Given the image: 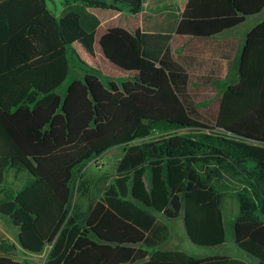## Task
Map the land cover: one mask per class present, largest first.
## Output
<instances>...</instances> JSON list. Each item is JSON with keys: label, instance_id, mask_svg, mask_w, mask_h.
I'll use <instances>...</instances> for the list:
<instances>
[{"label": "trees", "instance_id": "16d2710c", "mask_svg": "<svg viewBox=\"0 0 264 264\" xmlns=\"http://www.w3.org/2000/svg\"><path fill=\"white\" fill-rule=\"evenodd\" d=\"M62 8L57 18L47 0H0V214L19 228V245L34 253L49 246L43 264H247L160 249L170 231L156 215L181 218L198 247L222 246V204L234 192V244L264 264V21L247 34L238 83L209 116L197 104L214 80L155 62L148 35L114 28L99 42L106 60L134 78L77 59L75 42L100 24L89 9L136 15L143 0H64ZM263 9L264 0H188L177 33L210 38ZM77 69L61 97L57 89ZM120 147L95 202L99 183L86 167ZM9 172L29 180L3 190ZM3 244L0 264H22Z\"/></svg>", "mask_w": 264, "mask_h": 264}, {"label": "crops", "instance_id": "0c3cea01", "mask_svg": "<svg viewBox=\"0 0 264 264\" xmlns=\"http://www.w3.org/2000/svg\"><path fill=\"white\" fill-rule=\"evenodd\" d=\"M187 1L143 0V9L136 15L126 8L121 12L89 9L100 24L92 33L75 42L74 46L79 50L81 58L102 75L134 78L135 73L123 72L106 60L99 42L109 29L114 28L123 29L131 35L137 32L148 35L144 48L155 62L166 60L168 64H182L188 76L214 80L210 85L212 89H208V92L200 84L194 83V87L203 90L200 92L201 96H208L205 101L212 100L216 92L221 96L229 85L238 83L240 57L247 34L264 21V9L257 15L247 17L239 26L210 38H197L177 33ZM91 45L94 47L91 48ZM223 85L226 87L223 88ZM210 90L212 96L209 97ZM0 233H3L1 224ZM215 256H228L247 264H259L257 260L252 263V258L247 255L241 257L232 251Z\"/></svg>", "mask_w": 264, "mask_h": 264}, {"label": "rangeland", "instance_id": "374dc122", "mask_svg": "<svg viewBox=\"0 0 264 264\" xmlns=\"http://www.w3.org/2000/svg\"><path fill=\"white\" fill-rule=\"evenodd\" d=\"M64 0H47V6L49 10L58 18L62 11L61 3ZM91 48L94 46H90ZM89 47V50H90ZM75 54L77 59L83 63L84 65L88 66L89 68L94 69L91 65H89L85 60H83L80 56L79 50L74 46ZM87 55L90 56L89 52ZM95 70V69H94ZM97 71V70H96ZM99 72V71H98ZM101 73V72H99ZM102 74V73H101ZM82 75L80 70L74 71V77L69 75L65 82L57 89V93L63 97L66 93L67 86L70 82L78 78ZM115 79H127V77L123 76H115ZM226 87L223 85V88ZM215 98L209 101H202L197 104L198 108H201L205 112L211 111L210 113H206L209 116H212L214 111L217 108V98H219L220 94L215 93L213 94ZM205 112L204 115L205 116ZM207 119V118H205ZM188 130L181 129L178 130L177 133L182 134L186 133ZM124 149L122 147L115 148L106 154H104L101 159L97 163H91L86 167V174L88 176H92L95 179H99L101 176H106L109 174H113L116 168L117 163L123 156ZM29 177L26 173H21L17 178L14 177L13 172H9L6 176V186L3 190H12L16 192L19 190L27 181ZM99 183L98 192L94 193L93 201H98L100 199V188L102 187V183L98 180ZM4 193L0 189V202L3 200ZM91 201L84 200L81 207L83 210L90 208ZM222 211L224 215V225H225V242L222 246L213 247V248H203L198 247L192 244L184 231V227L181 221V218L175 220H168L162 217L161 215H156L157 219L165 222L169 227L170 235L168 240L160 247L162 250H171V251H182L187 255L194 257V258H205L215 255H223L226 252H235L238 253L241 257H246L243 252H241L234 244L233 238V222L238 214V205L235 197L234 192L228 193L222 204ZM0 224L2 227L3 233H0V242H4L3 246L10 247L12 250L9 252V255L21 262L22 264L34 263V264H43L47 254L50 250L49 246H43L42 249L38 252H29L26 251L19 245L18 242V235H19V228L15 227L10 220L6 217L0 216ZM256 260L252 259V263Z\"/></svg>", "mask_w": 264, "mask_h": 264}]
</instances>
